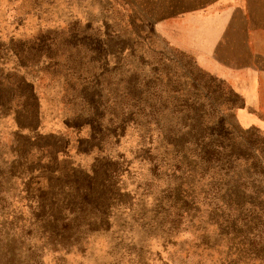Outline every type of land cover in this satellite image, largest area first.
Wrapping results in <instances>:
<instances>
[{
  "label": "rangeland",
  "instance_id": "obj_1",
  "mask_svg": "<svg viewBox=\"0 0 264 264\" xmlns=\"http://www.w3.org/2000/svg\"><path fill=\"white\" fill-rule=\"evenodd\" d=\"M220 1L264 21V0H0V264H264V89L173 32Z\"/></svg>",
  "mask_w": 264,
  "mask_h": 264
},
{
  "label": "crops",
  "instance_id": "obj_2",
  "mask_svg": "<svg viewBox=\"0 0 264 264\" xmlns=\"http://www.w3.org/2000/svg\"><path fill=\"white\" fill-rule=\"evenodd\" d=\"M224 3L218 2L205 14L185 17V27L173 32L180 35L179 41L187 39L184 34L190 36L203 67L228 73L230 78L242 75L248 83L245 88L264 89V21L242 16L250 10L249 4L241 12L236 5Z\"/></svg>",
  "mask_w": 264,
  "mask_h": 264
}]
</instances>
